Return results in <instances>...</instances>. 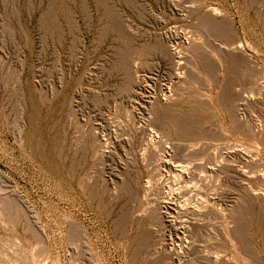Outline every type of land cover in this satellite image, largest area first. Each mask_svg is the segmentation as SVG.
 <instances>
[{
    "label": "rangeland",
    "instance_id": "374dc122",
    "mask_svg": "<svg viewBox=\"0 0 264 264\" xmlns=\"http://www.w3.org/2000/svg\"><path fill=\"white\" fill-rule=\"evenodd\" d=\"M0 264H264V0H0Z\"/></svg>",
    "mask_w": 264,
    "mask_h": 264
},
{
    "label": "bare ground",
    "instance_id": "6f19581e",
    "mask_svg": "<svg viewBox=\"0 0 264 264\" xmlns=\"http://www.w3.org/2000/svg\"><path fill=\"white\" fill-rule=\"evenodd\" d=\"M239 46V45H238ZM237 229V228H236ZM242 229V228H241ZM227 230V229H226ZM241 238V237H240Z\"/></svg>",
    "mask_w": 264,
    "mask_h": 264
}]
</instances>
